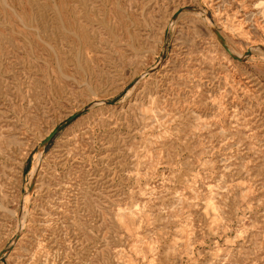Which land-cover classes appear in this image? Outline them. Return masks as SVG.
<instances>
[{"label": "rangeland", "instance_id": "1", "mask_svg": "<svg viewBox=\"0 0 264 264\" xmlns=\"http://www.w3.org/2000/svg\"><path fill=\"white\" fill-rule=\"evenodd\" d=\"M0 253L264 264V0H0Z\"/></svg>", "mask_w": 264, "mask_h": 264}, {"label": "water", "instance_id": "2", "mask_svg": "<svg viewBox=\"0 0 264 264\" xmlns=\"http://www.w3.org/2000/svg\"><path fill=\"white\" fill-rule=\"evenodd\" d=\"M214 32L216 34V36L218 37V39L220 40L222 46L225 48V50L235 59H240L239 56L233 54L231 52V50L228 48V46L226 45V43L224 42V40L222 39L220 32L214 28ZM73 115L70 116L65 122L61 123L59 126H57L54 130H52L41 142V146H45L50 140L51 138L56 134V132L62 128L66 123H68L71 119H72ZM1 256V253H0Z\"/></svg>", "mask_w": 264, "mask_h": 264}]
</instances>
